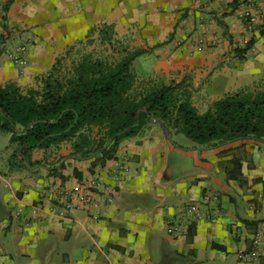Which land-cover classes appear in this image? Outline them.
<instances>
[{
    "label": "crops",
    "instance_id": "obj_1",
    "mask_svg": "<svg viewBox=\"0 0 264 264\" xmlns=\"http://www.w3.org/2000/svg\"><path fill=\"white\" fill-rule=\"evenodd\" d=\"M244 2L0 0V85L38 89L86 54L142 50L140 82H184L205 112L264 83V32L246 30ZM258 10L261 24L264 2ZM246 36L253 47L240 56ZM20 43L23 68L3 50ZM10 139L0 131V264H264V141L203 146L154 119L104 164L64 140L31 149L29 165ZM234 156L243 182L227 176ZM75 190L88 204L67 208Z\"/></svg>",
    "mask_w": 264,
    "mask_h": 264
},
{
    "label": "trees",
    "instance_id": "obj_2",
    "mask_svg": "<svg viewBox=\"0 0 264 264\" xmlns=\"http://www.w3.org/2000/svg\"><path fill=\"white\" fill-rule=\"evenodd\" d=\"M261 27L264 32V18ZM253 43L252 38L238 54L244 56ZM142 52H128L115 61L86 54L63 75H55L54 68L38 89L0 85V131L11 134L14 156L23 163V155L32 165L31 149L71 140L74 154H94L95 162L104 164L114 158L123 138L138 134L154 119L198 145L264 141L263 82L229 93L201 112L184 82L141 84L134 61ZM227 176L244 181L239 156L230 160Z\"/></svg>",
    "mask_w": 264,
    "mask_h": 264
},
{
    "label": "built area",
    "instance_id": "obj_3",
    "mask_svg": "<svg viewBox=\"0 0 264 264\" xmlns=\"http://www.w3.org/2000/svg\"><path fill=\"white\" fill-rule=\"evenodd\" d=\"M260 2H264V0H245L244 4L246 5L241 13V18L244 22L246 30L249 33H254L256 30H259L260 21L262 15L260 14V10H258V5ZM262 30V27H260ZM252 38L246 36L242 39L244 47L250 45ZM200 42L203 44V40L201 39ZM217 39H213L210 41L211 46L217 45ZM253 45L249 48L251 49ZM6 56L20 68H23L27 65V53H28V45L25 43L17 44L15 47H10L5 45L3 48ZM78 190L75 191H67L65 192V197L67 199L65 206L67 208H76L80 206H85L88 204L90 193H78ZM209 196H207L208 198ZM79 201L81 204H79ZM256 254L255 252H253Z\"/></svg>",
    "mask_w": 264,
    "mask_h": 264
},
{
    "label": "rangeland",
    "instance_id": "obj_4",
    "mask_svg": "<svg viewBox=\"0 0 264 264\" xmlns=\"http://www.w3.org/2000/svg\"><path fill=\"white\" fill-rule=\"evenodd\" d=\"M114 60H112V61H115V60H118L119 58H120V56L118 55V54H114L113 55V57H112ZM143 82L141 81V84H142ZM202 109V108H201ZM4 134H7V132H4ZM9 143V142H8Z\"/></svg>",
    "mask_w": 264,
    "mask_h": 264
},
{
    "label": "water",
    "instance_id": "obj_5",
    "mask_svg": "<svg viewBox=\"0 0 264 264\" xmlns=\"http://www.w3.org/2000/svg\"><path fill=\"white\" fill-rule=\"evenodd\" d=\"M35 123H33L31 126H33ZM135 125H137V123L135 124Z\"/></svg>",
    "mask_w": 264,
    "mask_h": 264
}]
</instances>
